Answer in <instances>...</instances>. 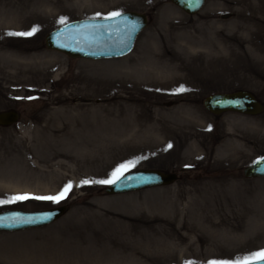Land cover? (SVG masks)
I'll use <instances>...</instances> for the list:
<instances>
[{
  "label": "rangeland",
  "instance_id": "obj_1",
  "mask_svg": "<svg viewBox=\"0 0 264 264\" xmlns=\"http://www.w3.org/2000/svg\"><path fill=\"white\" fill-rule=\"evenodd\" d=\"M127 10L149 23L125 56L72 58L45 44L65 23ZM239 89L264 103V0H207L192 15L170 0H0V111L21 113L0 126V211L68 206L51 224L0 231V264L260 259L264 177L243 169L264 155V111L204 105ZM121 164L179 179L122 194L81 184ZM69 182L59 202L33 198Z\"/></svg>",
  "mask_w": 264,
  "mask_h": 264
},
{
  "label": "water",
  "instance_id": "obj_2",
  "mask_svg": "<svg viewBox=\"0 0 264 264\" xmlns=\"http://www.w3.org/2000/svg\"><path fill=\"white\" fill-rule=\"evenodd\" d=\"M188 14L199 13L206 0H171ZM146 13L128 10L116 17L85 18L65 23L45 36V44L51 50L60 51L72 58L104 59L127 55L134 48L138 35L147 27ZM204 105L214 115L237 112L258 115L264 111V103L252 92L239 89L218 92L205 97ZM21 113L14 109L0 111V126L18 123ZM248 178L264 177V156L244 167ZM179 175L160 168H138L125 173L115 184L105 187L107 194H122L147 188L166 186L176 182ZM68 211L66 204L34 210L19 208L0 211V231H17L51 224ZM43 217H48L43 219ZM31 220L32 222H26ZM241 264H264L255 259Z\"/></svg>",
  "mask_w": 264,
  "mask_h": 264
},
{
  "label": "snow or ice",
  "instance_id": "obj_3",
  "mask_svg": "<svg viewBox=\"0 0 264 264\" xmlns=\"http://www.w3.org/2000/svg\"><path fill=\"white\" fill-rule=\"evenodd\" d=\"M199 2V0H197ZM100 14L97 13V16ZM110 17H116L119 16V12H112L109 14ZM61 23L64 22V18H61ZM36 31V28H33L32 31L30 32H19V33H14V35L18 36H30ZM181 91L183 89H180ZM171 147V145H169ZM129 165L128 164H121L119 165L116 169L113 170V172L110 174V177L108 179L104 180H98V181H89L87 179L82 180L81 184H89V183H101V184H115L117 181H119L122 177H124L125 172L128 171ZM72 189V184L71 182L67 183L64 185V187L61 189V191L55 195V196H39V197H33L35 199L39 200H51L53 202H59L60 200H63L67 197V194L71 191ZM29 196L27 194L20 195L13 197L14 200H24L28 199ZM48 217H43V219H47ZM26 222H32L31 220L26 221ZM253 256L259 257L260 259H264V251H261L259 253H253ZM251 259V258H248ZM208 264H230L229 261H209Z\"/></svg>",
  "mask_w": 264,
  "mask_h": 264
}]
</instances>
